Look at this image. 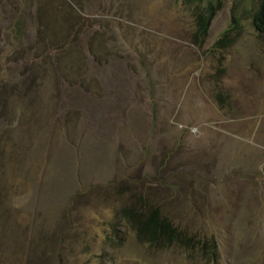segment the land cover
Instances as JSON below:
<instances>
[{"label": "rangeland", "instance_id": "rangeland-1", "mask_svg": "<svg viewBox=\"0 0 264 264\" xmlns=\"http://www.w3.org/2000/svg\"><path fill=\"white\" fill-rule=\"evenodd\" d=\"M252 1L199 47L185 0H0V264H264Z\"/></svg>", "mask_w": 264, "mask_h": 264}, {"label": "trees", "instance_id": "trees-1", "mask_svg": "<svg viewBox=\"0 0 264 264\" xmlns=\"http://www.w3.org/2000/svg\"><path fill=\"white\" fill-rule=\"evenodd\" d=\"M189 6L192 5V12L196 22V33L194 43L201 47L205 44L212 21L221 8L223 0H185ZM252 23L259 33H264V0H253ZM237 25L239 22H236ZM221 39V43H227L228 36ZM124 218H127L136 227L139 238L157 245L173 243H185V236L171 223L162 219L158 211L147 216L136 214L133 211H122ZM144 218V219H143Z\"/></svg>", "mask_w": 264, "mask_h": 264}]
</instances>
